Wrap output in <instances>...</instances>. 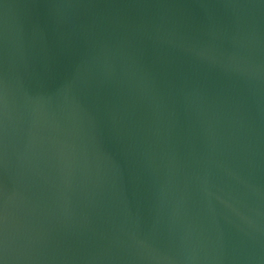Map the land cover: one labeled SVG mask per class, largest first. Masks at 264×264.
<instances>
[{"label":"water","instance_id":"95a60500","mask_svg":"<svg viewBox=\"0 0 264 264\" xmlns=\"http://www.w3.org/2000/svg\"><path fill=\"white\" fill-rule=\"evenodd\" d=\"M4 264H264V0H0Z\"/></svg>","mask_w":264,"mask_h":264},{"label":"snow or ice","instance_id":"6c2138e0","mask_svg":"<svg viewBox=\"0 0 264 264\" xmlns=\"http://www.w3.org/2000/svg\"><path fill=\"white\" fill-rule=\"evenodd\" d=\"M0 264H4V261L2 258H0Z\"/></svg>","mask_w":264,"mask_h":264}]
</instances>
